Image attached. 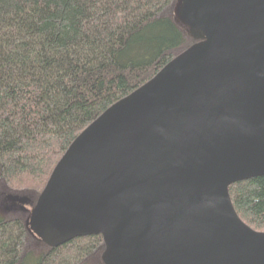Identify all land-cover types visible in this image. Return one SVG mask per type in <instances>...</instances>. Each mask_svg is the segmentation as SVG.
Listing matches in <instances>:
<instances>
[{
    "label": "water",
    "instance_id": "1",
    "mask_svg": "<svg viewBox=\"0 0 264 264\" xmlns=\"http://www.w3.org/2000/svg\"><path fill=\"white\" fill-rule=\"evenodd\" d=\"M204 39L84 129L28 226L49 248L99 235L103 264H264L232 184L264 177V0H184Z\"/></svg>",
    "mask_w": 264,
    "mask_h": 264
},
{
    "label": "trees",
    "instance_id": "2",
    "mask_svg": "<svg viewBox=\"0 0 264 264\" xmlns=\"http://www.w3.org/2000/svg\"><path fill=\"white\" fill-rule=\"evenodd\" d=\"M179 3L0 0V264L101 256L99 235L49 248L29 228L30 210L15 203L32 209L84 129L204 39L194 31L193 42L174 25ZM228 196L239 219L264 233V177L230 185Z\"/></svg>",
    "mask_w": 264,
    "mask_h": 264
},
{
    "label": "rangeland",
    "instance_id": "3",
    "mask_svg": "<svg viewBox=\"0 0 264 264\" xmlns=\"http://www.w3.org/2000/svg\"><path fill=\"white\" fill-rule=\"evenodd\" d=\"M183 1L184 0H180V3L177 6V8L175 7L176 10H175V8L173 9L171 19H172V22L174 23V25L183 33V35L186 38H189V39L192 38L193 42H195L196 40H199V38H200V37L196 38L198 35L197 36L196 35L192 36L194 34V31L195 32H197V31L195 29H193V28H190L189 25L187 24L186 20H183V19L179 20L181 8L183 7ZM176 13H177V16H176ZM17 202L18 203H15V205H16V207L17 206L19 207L18 209L20 211L25 213L26 211L30 210V213H31L32 209H30V206L28 204H26V205L24 204V205L20 206L19 202H22V201H17ZM11 203L12 202H6L4 204V206H5L4 211H8V210L12 211L14 209V207L11 206ZM12 204H14V203H12ZM29 216H30V214H29ZM103 252H104V249H102V253H101L100 257L98 255V256L94 257L93 259H91L90 261H88L86 264H103L102 260H101Z\"/></svg>",
    "mask_w": 264,
    "mask_h": 264
}]
</instances>
